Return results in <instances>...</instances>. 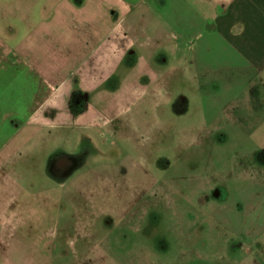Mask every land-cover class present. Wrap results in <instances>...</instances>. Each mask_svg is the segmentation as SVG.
<instances>
[{"label": "rangeland", "instance_id": "1", "mask_svg": "<svg viewBox=\"0 0 264 264\" xmlns=\"http://www.w3.org/2000/svg\"><path fill=\"white\" fill-rule=\"evenodd\" d=\"M211 66L0 161V264H264V75Z\"/></svg>", "mask_w": 264, "mask_h": 264}, {"label": "crops", "instance_id": "2", "mask_svg": "<svg viewBox=\"0 0 264 264\" xmlns=\"http://www.w3.org/2000/svg\"><path fill=\"white\" fill-rule=\"evenodd\" d=\"M218 62L264 75V0H0V161L64 141L48 130H103L171 77L207 83Z\"/></svg>", "mask_w": 264, "mask_h": 264}, {"label": "flooded vegetation", "instance_id": "3", "mask_svg": "<svg viewBox=\"0 0 264 264\" xmlns=\"http://www.w3.org/2000/svg\"><path fill=\"white\" fill-rule=\"evenodd\" d=\"M212 192H214V190Z\"/></svg>", "mask_w": 264, "mask_h": 264}]
</instances>
